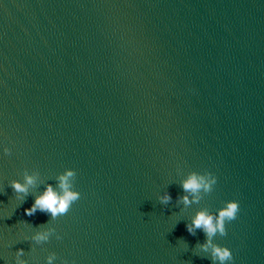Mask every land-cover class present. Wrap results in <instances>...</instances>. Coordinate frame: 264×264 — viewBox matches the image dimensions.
<instances>
[{
	"label": "water",
	"instance_id": "1",
	"mask_svg": "<svg viewBox=\"0 0 264 264\" xmlns=\"http://www.w3.org/2000/svg\"><path fill=\"white\" fill-rule=\"evenodd\" d=\"M0 145V264H212L185 225L228 199L216 242L264 264V0H0ZM66 168L80 199L26 215ZM191 171L218 182L185 209ZM41 225L61 238L35 244Z\"/></svg>",
	"mask_w": 264,
	"mask_h": 264
},
{
	"label": "clouds",
	"instance_id": "2",
	"mask_svg": "<svg viewBox=\"0 0 264 264\" xmlns=\"http://www.w3.org/2000/svg\"><path fill=\"white\" fill-rule=\"evenodd\" d=\"M4 155H8L11 149L0 145ZM77 173L73 168H66L55 176V183H44L43 189L34 195L33 203L25 208L24 212L28 216H33L37 212H42L56 220L59 216L68 213L72 204L80 199L81 193L76 190L74 180ZM40 178V173L36 170H25L23 179H13L10 186L15 194V198L23 201L29 194L30 188L36 186ZM218 182L217 176L211 171H191L188 172L180 182L183 194L177 197L176 202L185 209L193 204H199L202 198L213 192ZM162 205H168L172 200L169 192L164 191L157 197ZM241 211L240 201L228 199L215 211H210L207 207H202L191 216L185 227L190 234L195 235L199 229L206 239L203 243H198L195 247L198 254H202L211 259L212 264H234L233 250L225 245L216 242V237L227 235L226 225L238 218ZM53 236L60 239L56 229L51 226H38L28 237L35 244L47 243ZM24 250L17 249L15 252L14 264H28L23 256ZM46 264H57L56 253H51L46 257ZM61 264H67L62 261Z\"/></svg>",
	"mask_w": 264,
	"mask_h": 264
}]
</instances>
